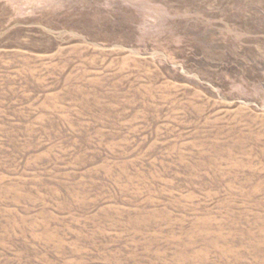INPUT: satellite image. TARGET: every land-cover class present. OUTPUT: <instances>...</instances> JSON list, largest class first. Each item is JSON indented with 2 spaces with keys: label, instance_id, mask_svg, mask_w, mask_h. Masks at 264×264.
Returning a JSON list of instances; mask_svg holds the SVG:
<instances>
[{
  "label": "rangeland",
  "instance_id": "374dc122",
  "mask_svg": "<svg viewBox=\"0 0 264 264\" xmlns=\"http://www.w3.org/2000/svg\"><path fill=\"white\" fill-rule=\"evenodd\" d=\"M0 264H264V0H0Z\"/></svg>",
  "mask_w": 264,
  "mask_h": 264
}]
</instances>
